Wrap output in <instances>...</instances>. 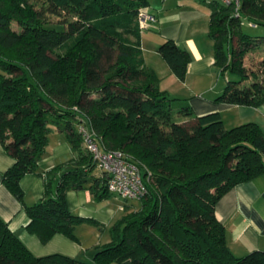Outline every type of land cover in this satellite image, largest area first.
I'll use <instances>...</instances> for the list:
<instances>
[{"label":"trees","instance_id":"16d2710c","mask_svg":"<svg viewBox=\"0 0 264 264\" xmlns=\"http://www.w3.org/2000/svg\"><path fill=\"white\" fill-rule=\"evenodd\" d=\"M210 7L215 66L226 85L215 100L264 103V0ZM149 0H0V142L14 158L2 182L21 201V179L37 172L51 123L76 157L44 173L43 197L25 209L42 242L62 233L78 242L79 223L98 224L68 205L67 192L109 196L108 177L84 144V121L105 149H121L142 171L141 206L111 229L93 262L55 252L36 255L0 216V264H264V249L236 255L216 205L235 185L264 175V131L254 121L227 128L220 111L195 114L187 99L160 87L143 55L139 14ZM152 12V11H151ZM158 52L184 80L191 55L173 38ZM230 74L232 77H227ZM133 156V157H132ZM101 171V170H100Z\"/></svg>","mask_w":264,"mask_h":264},{"label":"crops","instance_id":"0c3cea01","mask_svg":"<svg viewBox=\"0 0 264 264\" xmlns=\"http://www.w3.org/2000/svg\"><path fill=\"white\" fill-rule=\"evenodd\" d=\"M180 1L168 5L165 4L167 0H163L155 5L149 0V9L156 14V21L146 31L143 30L141 43L145 62L158 74L160 87L173 97L190 99L197 115L220 111L227 128L254 121L264 131V103L254 106L215 100L223 92L226 78L220 75L214 63V44L209 36L211 10L202 8L193 0ZM166 38H173L191 55L184 80L172 72L158 52L159 45ZM55 128L51 131L54 134L52 142L49 134V144L39 160L37 172L27 173L21 179L24 202L2 182V174L14 163V158L0 142V216L36 255L60 252L81 259L82 252H91L94 256L99 245H95L94 249L91 246V250L90 247L85 249L81 237L76 242L62 233H56L49 241L42 242L37 234L30 233L26 228L30 217L25 204L32 205L43 197L44 173L61 163L64 170L71 167L70 160L77 155L65 133ZM67 200L70 209L82 216L107 222L116 217L115 209L107 208L104 202L98 203L89 189H71L67 192ZM124 205L120 204V209L124 210ZM216 212L227 226V242L236 255L264 249V175L235 185L218 201Z\"/></svg>","mask_w":264,"mask_h":264},{"label":"built area","instance_id":"2783aa9c","mask_svg":"<svg viewBox=\"0 0 264 264\" xmlns=\"http://www.w3.org/2000/svg\"><path fill=\"white\" fill-rule=\"evenodd\" d=\"M210 1V0H208ZM224 4L234 5L239 14L241 0H218ZM142 30L148 29L156 21V14L142 10L139 14ZM78 130L84 137V144L92 154L94 161L108 177V189L120 197L140 198L146 191L140 166L121 149H105L90 126L84 121L78 124Z\"/></svg>","mask_w":264,"mask_h":264},{"label":"rangeland","instance_id":"374dc122","mask_svg":"<svg viewBox=\"0 0 264 264\" xmlns=\"http://www.w3.org/2000/svg\"><path fill=\"white\" fill-rule=\"evenodd\" d=\"M150 1H151V3H155V5H156V4L161 3L163 0H150ZM180 2H182V1H180V0H167V2H165V4L174 5V4L180 3ZM195 2H197L198 5L201 4L202 8H204V9L210 8L208 3L204 2V0H193V3H195ZM244 28L247 31H249L252 35H258V34H262L264 32V28H258V27L255 28L253 26H250L248 22H245ZM146 30L147 29H145L144 31H146ZM252 57L255 60L261 59L262 57H264V50H260L256 53H253ZM222 77L226 78V76H222ZM227 77H232V76L230 74H228ZM187 100H188L189 104L191 105V103L189 101L190 99H187ZM51 126L53 129L55 128L53 123H51ZM49 134H51V132ZM53 135H54L53 133L50 135L51 142L53 141ZM48 144H49V142H48ZM125 153H127V152L125 151ZM128 155L131 156L130 154H128ZM96 172H98V174H101V171L99 168H96ZM96 201L98 203L104 202L105 206L107 208L115 209L116 217L114 219H112L110 222H107L105 220L104 221L97 220L98 224H90V223L83 222V223H79L76 225V227L74 229L75 234L78 237H81V239H82L81 241L86 246L85 249L90 247V250H91V246H92V249H94L95 245H99L95 248V250H96L98 247H101L104 244L112 241V236H113L112 232H111L112 226L125 213L124 210L120 209V207H119L120 204H127L132 210L138 209L141 206L140 198L124 199V198H122L119 195L114 194V193H111L109 196L103 198L102 200H96ZM87 217H90V216H87ZM93 218H95V217H93ZM79 241H80V239H79ZM80 257H81V260H83V261L93 262V254H91V252L88 254L82 252L80 254ZM108 264H118V263L113 261V262H110Z\"/></svg>","mask_w":264,"mask_h":264}]
</instances>
